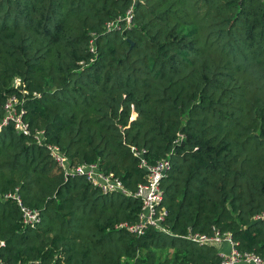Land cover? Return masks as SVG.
<instances>
[{
	"label": "trees",
	"instance_id": "1",
	"mask_svg": "<svg viewBox=\"0 0 264 264\" xmlns=\"http://www.w3.org/2000/svg\"><path fill=\"white\" fill-rule=\"evenodd\" d=\"M15 76L38 94L24 104L30 127L72 164L96 162L134 192L146 171L132 147L148 164L170 160L171 234L120 227L139 198L65 179L44 145L6 125L0 264H218L215 245L182 237L214 229L264 257V0H0V111Z\"/></svg>",
	"mask_w": 264,
	"mask_h": 264
},
{
	"label": "built area",
	"instance_id": "2",
	"mask_svg": "<svg viewBox=\"0 0 264 264\" xmlns=\"http://www.w3.org/2000/svg\"><path fill=\"white\" fill-rule=\"evenodd\" d=\"M131 8L126 11L124 21L126 25L131 22ZM118 26L117 21L106 24L105 29L110 30ZM11 86L18 92L7 96L0 111V128L2 126H12L13 129L22 136H28L38 145H44L50 156L62 169L65 179L76 174L84 175L93 187L102 193L117 192L121 194L137 197L141 201V207L137 215L136 222L132 224L121 223L120 227L127 228L135 234H143L147 227H152L160 232L171 234L168 227L164 224L167 214L165 207L162 205L163 191L161 181L170 169L171 163L168 158H163L153 164H148L142 157V151L132 147V153L139 158V166L146 171V181L138 185L134 192H130L122 183L121 179L112 173H105L98 163L91 162L86 164H72L69 158L63 153L57 144L49 143L46 140L43 129H32L25 118V100L27 96H38L36 92L32 94L24 89L20 76L12 79ZM7 196L18 199L16 194H6ZM22 221L28 225L37 224L40 221L39 211L22 205L19 202ZM264 216V214L262 215ZM258 216L256 218H260ZM183 238L199 245H215L216 247L222 242L228 245V251L218 250L220 261L218 264H264V257L254 252H239L236 243L229 233H222L217 229L211 234L199 232H187L182 235Z\"/></svg>",
	"mask_w": 264,
	"mask_h": 264
},
{
	"label": "crops",
	"instance_id": "3",
	"mask_svg": "<svg viewBox=\"0 0 264 264\" xmlns=\"http://www.w3.org/2000/svg\"><path fill=\"white\" fill-rule=\"evenodd\" d=\"M217 249L218 250H223V251L227 252L228 251V245H227L226 242H222L221 244H219L217 246Z\"/></svg>",
	"mask_w": 264,
	"mask_h": 264
},
{
	"label": "water",
	"instance_id": "4",
	"mask_svg": "<svg viewBox=\"0 0 264 264\" xmlns=\"http://www.w3.org/2000/svg\"><path fill=\"white\" fill-rule=\"evenodd\" d=\"M135 3H136V2H135ZM258 220H260V218H252V219H251V224L257 222Z\"/></svg>",
	"mask_w": 264,
	"mask_h": 264
}]
</instances>
